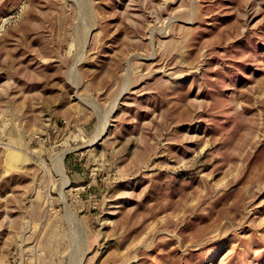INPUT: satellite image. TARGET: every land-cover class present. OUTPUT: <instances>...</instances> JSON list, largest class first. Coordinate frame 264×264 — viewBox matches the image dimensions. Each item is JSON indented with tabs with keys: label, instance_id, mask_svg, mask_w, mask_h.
<instances>
[{
	"label": "rangeland",
	"instance_id": "rangeland-1",
	"mask_svg": "<svg viewBox=\"0 0 264 264\" xmlns=\"http://www.w3.org/2000/svg\"><path fill=\"white\" fill-rule=\"evenodd\" d=\"M0 264H264V0H0Z\"/></svg>",
	"mask_w": 264,
	"mask_h": 264
},
{
	"label": "bare ground",
	"instance_id": "bare-ground-1",
	"mask_svg": "<svg viewBox=\"0 0 264 264\" xmlns=\"http://www.w3.org/2000/svg\"><path fill=\"white\" fill-rule=\"evenodd\" d=\"M197 234V233H196ZM196 236V235H195ZM184 239V238H183Z\"/></svg>",
	"mask_w": 264,
	"mask_h": 264
}]
</instances>
